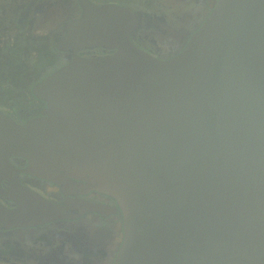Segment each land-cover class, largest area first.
Instances as JSON below:
<instances>
[{
  "label": "water",
  "instance_id": "1",
  "mask_svg": "<svg viewBox=\"0 0 264 264\" xmlns=\"http://www.w3.org/2000/svg\"><path fill=\"white\" fill-rule=\"evenodd\" d=\"M82 6L57 41L72 62L33 88L46 115L0 111V195L16 204L0 201V231L65 217L25 173L117 201L115 264H264V0H217L167 60L132 42L147 24L133 9ZM93 48L113 53L76 55Z\"/></svg>",
  "mask_w": 264,
  "mask_h": 264
},
{
  "label": "flooded vegetation",
  "instance_id": "2",
  "mask_svg": "<svg viewBox=\"0 0 264 264\" xmlns=\"http://www.w3.org/2000/svg\"><path fill=\"white\" fill-rule=\"evenodd\" d=\"M87 1L99 6L116 4L144 16L147 24L132 34L131 40L143 51L163 60L184 49L217 2ZM4 12L7 15L10 12V18L0 28V111L24 124L46 115L47 104L35 97L33 88L72 62L74 54L58 50L57 41L66 36V25L81 18L84 9L82 0H0V17ZM31 40L45 43L44 59L38 60L36 52H29ZM112 53L93 48L76 55L95 58ZM10 162L18 170L29 164L20 157L11 158ZM19 181L52 203L66 207L65 217L42 225L0 231V264H115L125 230L122 210L114 198L97 191L75 192L25 173L19 174ZM1 185L4 190L12 188L9 180H3ZM0 201L9 208L16 207L1 195Z\"/></svg>",
  "mask_w": 264,
  "mask_h": 264
},
{
  "label": "rangeland",
  "instance_id": "3",
  "mask_svg": "<svg viewBox=\"0 0 264 264\" xmlns=\"http://www.w3.org/2000/svg\"><path fill=\"white\" fill-rule=\"evenodd\" d=\"M8 14L10 15V12H8ZM9 15H7V13L4 12L3 16L0 17V28H2L4 25L8 24L7 20L10 18ZM5 30H7V29H5ZM28 45H29L28 48H29L30 53L36 52L38 54V55H36L37 57H39L38 60L39 59L42 60L47 56L46 54H44L45 53L44 51L46 50L45 43L44 44H38L36 42H33V40H31L30 42H28ZM37 64H38V62L35 63L34 66H36Z\"/></svg>",
  "mask_w": 264,
  "mask_h": 264
}]
</instances>
